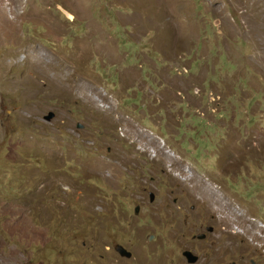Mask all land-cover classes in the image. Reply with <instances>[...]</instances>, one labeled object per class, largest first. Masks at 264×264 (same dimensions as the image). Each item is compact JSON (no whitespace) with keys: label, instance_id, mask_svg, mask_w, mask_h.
I'll list each match as a JSON object with an SVG mask.
<instances>
[{"label":"rangeland","instance_id":"obj_1","mask_svg":"<svg viewBox=\"0 0 264 264\" xmlns=\"http://www.w3.org/2000/svg\"><path fill=\"white\" fill-rule=\"evenodd\" d=\"M0 264H264V0H0Z\"/></svg>","mask_w":264,"mask_h":264},{"label":"water","instance_id":"obj_2","mask_svg":"<svg viewBox=\"0 0 264 264\" xmlns=\"http://www.w3.org/2000/svg\"><path fill=\"white\" fill-rule=\"evenodd\" d=\"M54 113L53 112H50L49 115L46 117L47 119H51L54 117ZM79 127H82V124H78ZM151 195V200H154V195L153 193L150 194ZM139 210H140V207L139 206H136L135 207V213L138 214L139 213ZM208 231L212 232L213 231V227L210 226L208 228ZM198 238L201 239V238H206V233H202L200 235H198ZM115 250L123 257H126V258H131L133 253L127 248L125 247L124 245L122 244H116L115 245ZM184 256L186 257V261L189 262V263H197V261H199V256L196 255L193 251L191 250H185L183 252Z\"/></svg>","mask_w":264,"mask_h":264},{"label":"bare ground","instance_id":"obj_3","mask_svg":"<svg viewBox=\"0 0 264 264\" xmlns=\"http://www.w3.org/2000/svg\"><path fill=\"white\" fill-rule=\"evenodd\" d=\"M156 19V18H155ZM151 20H153V19H151ZM156 22V21H155ZM172 24V23H171ZM157 26V25H156ZM169 27V26H168ZM140 207V206H139Z\"/></svg>","mask_w":264,"mask_h":264}]
</instances>
